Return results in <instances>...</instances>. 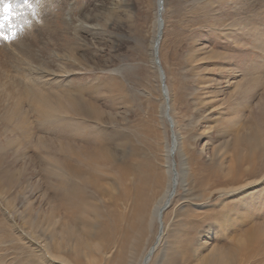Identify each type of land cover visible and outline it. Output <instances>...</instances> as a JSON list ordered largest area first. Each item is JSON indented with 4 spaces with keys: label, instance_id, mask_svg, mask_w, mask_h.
Returning a JSON list of instances; mask_svg holds the SVG:
<instances>
[{
    "label": "rangeland",
    "instance_id": "1",
    "mask_svg": "<svg viewBox=\"0 0 264 264\" xmlns=\"http://www.w3.org/2000/svg\"><path fill=\"white\" fill-rule=\"evenodd\" d=\"M62 1L29 0L31 11L0 0V264H140L171 188L174 132L179 186L152 264H264V0H163L174 128L153 55L158 0ZM40 92L48 103L33 106ZM18 98L21 123L10 114ZM67 158H99L111 194L126 173L118 243L83 238L76 253L68 225L71 247L51 250L49 203L63 201ZM132 158L138 170L127 171Z\"/></svg>",
    "mask_w": 264,
    "mask_h": 264
},
{
    "label": "bare ground",
    "instance_id": "2",
    "mask_svg": "<svg viewBox=\"0 0 264 264\" xmlns=\"http://www.w3.org/2000/svg\"><path fill=\"white\" fill-rule=\"evenodd\" d=\"M62 2H70V0H63ZM157 6L159 8L158 13V30L156 34V38L154 41L153 47V55L155 64L159 60L160 54V46L162 43V32H163V0H158ZM71 10H68L67 15L71 16L69 13ZM162 19V20H161ZM159 70L160 80L162 84V93L167 102V107L165 109V117L169 121L172 128L175 127V121L171 116V107L169 106V88L166 84V77L164 70H161L156 64ZM162 68V67H161ZM163 71V72H162ZM164 81V82H163ZM163 83L165 87H163ZM43 93V92H42ZM40 93L31 94L29 98V103L34 106V102L39 100L41 103H48L49 95H44ZM10 94V93H9ZM29 95V91L26 93ZM12 95V93L10 94ZM13 96V95H12ZM36 98V99H35ZM23 98H18V102H15L11 106L10 114L16 115L15 122L21 123L24 120L20 118V110L23 111L22 105ZM51 106V105H46ZM7 114V113H6ZM5 114V115H6ZM9 114V113H8ZM7 116V115H6ZM9 116V115H8ZM12 118V117H11ZM13 122V118L10 120ZM250 131V128H246ZM239 136V131L235 135ZM178 151V139L177 136L172 133L171 136V144L169 148L168 160H169V168L171 171V188L168 192L164 202L155 210V217L158 223V234L156 236L155 245L149 248L144 258L141 260L140 264H152V260L158 247L161 245L164 233H165V224L164 218L165 213L170 208L173 199L177 194V189L179 186V175L176 168L175 156ZM91 156H95V153L91 152ZM75 165L72 163L73 158H67L64 160V170H63V190H62V198L63 201L59 206L52 205V202L49 203L51 210L49 212L48 222H49V231L50 236L54 240L57 241L58 244L54 245L51 250L59 255H62V252H65L67 249L71 247V245H67L65 239V235L67 234L66 227L68 225H72L77 231L74 233L76 235L75 240V251H81L83 247L88 246V242L85 243L83 238L87 240H99L101 245L111 244L114 245L118 243L120 237L125 233L126 220L128 219L127 213L120 209V205L122 203H127V197L129 196L128 188L123 185L124 182H127V176L124 171H121L122 181L120 182V186L116 185L115 194H111L108 192L105 187L102 185V180L99 178V175H96V170L99 165V158H86L85 160L82 158H75ZM103 159V158H101ZM138 164L136 163V158H132L130 161H127L124 164V169L127 171H135L138 170ZM212 181L211 176H206L205 178H199V182L204 185H210ZM119 187V188H118ZM118 188V189H117ZM105 196H109L111 204H100L97 202L99 197L102 199ZM90 198V199H89ZM220 215V214H219ZM218 215V217H219ZM219 220V219H218ZM249 235V233H248ZM65 245L63 247V243ZM62 243V245H61ZM98 245L95 244V249ZM86 249V248H84ZM239 251V248H238ZM71 252V251H70ZM235 252V251H233ZM69 252H66V254ZM72 254V253H71ZM72 257V255H71ZM233 260L235 259V254L231 256ZM222 261L224 259H221ZM219 262V261H211V264H235V262ZM67 264H84L82 259L79 256H75V260L70 263L69 260L66 261ZM62 264V263H61Z\"/></svg>",
    "mask_w": 264,
    "mask_h": 264
},
{
    "label": "snow or ice",
    "instance_id": "3",
    "mask_svg": "<svg viewBox=\"0 0 264 264\" xmlns=\"http://www.w3.org/2000/svg\"><path fill=\"white\" fill-rule=\"evenodd\" d=\"M20 3H22L24 7L28 8L29 10L34 11V9L32 8V5L29 3V0H18L17 6H19ZM3 11L11 15L13 11L11 3L5 4Z\"/></svg>",
    "mask_w": 264,
    "mask_h": 264
},
{
    "label": "water",
    "instance_id": "4",
    "mask_svg": "<svg viewBox=\"0 0 264 264\" xmlns=\"http://www.w3.org/2000/svg\"><path fill=\"white\" fill-rule=\"evenodd\" d=\"M156 64H158L159 68H160L161 70H163V69L161 68V63H160V61L157 60ZM162 72H163V71H162ZM163 82H164V81H163ZM163 87H165V84H164V83H163Z\"/></svg>",
    "mask_w": 264,
    "mask_h": 264
}]
</instances>
